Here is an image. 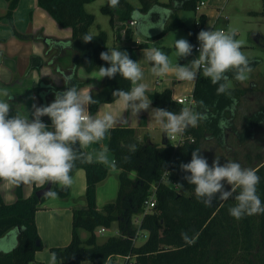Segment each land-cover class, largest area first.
<instances>
[{
    "label": "trees",
    "instance_id": "1",
    "mask_svg": "<svg viewBox=\"0 0 264 264\" xmlns=\"http://www.w3.org/2000/svg\"><path fill=\"white\" fill-rule=\"evenodd\" d=\"M96 0H37L38 5L51 15L59 25L72 29V37L59 39L42 36L46 44L45 60L41 56H33L31 67H40L47 62L63 77L72 75L73 79L67 86L75 85L79 89L85 85V80L78 75V69L87 72L98 70L100 66L109 65L100 59V53L108 49L127 51L130 58L136 61V48L129 45H109L108 33L101 30L91 33L90 28L95 23L96 16L86 9L88 3ZM140 6L129 0H119L115 8L106 4L102 6L103 13L110 16L111 24L116 28L117 38L130 41L137 30V23L143 22L147 28L158 27L163 21L166 27L149 29V38H158L169 31L185 25L180 15L181 10L197 9L204 0H139ZM21 0H7V11L0 19L7 18L15 26L14 14ZM133 13L139 16L134 17ZM257 13V12H252ZM264 14V9L261 11ZM135 21V25H131ZM207 21L203 13L197 19L196 27L191 31L190 43L195 47L196 37ZM16 29V28H15ZM139 32V31H138ZM20 37H28L18 30ZM141 33V32H140ZM143 34V33H142ZM85 35H92L94 40L89 43L82 41ZM139 47H148L147 42H141ZM193 47V48H194ZM69 60L70 64L64 66ZM250 66L256 67L258 59L249 60ZM233 79V73H228ZM234 80V79H233ZM47 87L53 99L56 91H64L65 85L57 86L52 82L41 80L38 90ZM130 81L118 74L115 78H104L99 90L91 93L97 104L90 105V113L95 114L103 103L116 100L113 91L130 90ZM252 88H242L237 83L231 85L230 93L217 94V85L210 79L198 75L195 81L193 95L195 111L207 108L209 119L202 121L197 127H189L184 135L187 137L179 145L167 142L157 144L150 141L148 134L140 140L137 130L128 125H117L110 130L109 149L113 153L118 168L122 169L119 179L120 186L117 198L106 204L102 209L97 205V185L109 173V168L101 163H81L76 161V169L84 168L87 174L86 204L73 209V229L70 244L63 247H53L52 251L61 254L62 264H128L117 263V256L131 255L134 264H264V213L244 216L237 220L229 214V208L236 203L234 199L219 201L214 199L211 206H206L195 197L194 186L188 184L181 171V163L191 160V153L199 149L202 155L204 141L215 140L223 147L231 135H234L241 145L253 140L256 134L264 128V102L259 101L256 109L243 116L242 127L239 128L236 119L243 96ZM152 103L162 109L179 113L186 103L173 98L170 88L162 91H149ZM227 121V127L221 128L220 121ZM135 144L136 151L130 153L128 145ZM176 146V147H173ZM257 153L254 170L260 177L257 194L264 202V158ZM125 157H130L125 160ZM136 171V177L131 172ZM170 180V181H168ZM3 180H0V183ZM183 185L184 191L177 187ZM36 187L32 195H23V184L16 186L18 198L11 203L3 199L0 191V242L14 237L15 243L9 249H0V264H44L36 258V252L42 249L36 213L41 204L49 197H39ZM53 191L62 197H68L70 188H62L53 184ZM155 191L156 205L147 210L145 201ZM139 223H136V217ZM118 223V234L109 236L105 241L98 240L97 228H110ZM88 231V236L82 238L81 230ZM147 232L144 242H138L143 233ZM99 233V232H98ZM186 234L192 241H186Z\"/></svg>",
    "mask_w": 264,
    "mask_h": 264
},
{
    "label": "clouds",
    "instance_id": "2",
    "mask_svg": "<svg viewBox=\"0 0 264 264\" xmlns=\"http://www.w3.org/2000/svg\"><path fill=\"white\" fill-rule=\"evenodd\" d=\"M119 0H108V6L115 8ZM134 17L139 16L133 13ZM158 23L163 31L166 24ZM141 21L137 30L149 38V29ZM236 30H201L197 36L199 55L189 63L181 65L170 62L169 55L157 47L145 48L144 59L151 65V73L156 77L174 74L179 81H194L198 75L210 79L217 85V94L231 95V80L228 73H233L237 82H245L253 71L250 61L241 51L243 41L237 39ZM92 35H85L84 43L93 41ZM193 45L181 38L174 40L175 55L187 58L193 52ZM100 59L109 66H100L94 79H113L117 74L130 81V90L117 89L112 95L116 102L134 116L148 111L152 101L146 95L148 85L143 83L144 73L137 61H133L127 51L111 49L100 53ZM72 75H64V91H56L55 99L47 106L33 104L31 119L20 115L10 116L13 96L4 93L6 99L0 100V180L19 186L21 184L45 185L51 183L62 188L70 187L73 178L70 175L76 161L81 163H101L116 167V162L109 159L108 149L101 146L99 151H84L89 145L101 142L117 123L111 111L103 115H93L89 106L97 104L90 91L77 86H67ZM90 87H93L90 85ZM199 105L205 110L195 111L192 107H183L179 113L162 108H152L149 115L151 121L159 125L167 137L182 135L189 127H197L202 121L209 119L203 101ZM51 119V127L42 122L41 117ZM126 122V121H125ZM227 121L221 120L220 127H227ZM176 147V146H173ZM130 153H134L135 144L128 145ZM130 157H125L129 160ZM181 171L189 173L184 176L188 184L194 186L195 197L206 206H211L214 199L226 201L234 199V206L229 214L240 220L244 216L264 213V202L257 194L260 177L256 170L244 168L235 161H227L223 165L216 158L210 166L199 149L191 153L188 163H181ZM230 190H225V183ZM183 188L182 184H179ZM44 195L56 198L58 193L52 189ZM182 237L191 243L186 234ZM55 259V257H53Z\"/></svg>",
    "mask_w": 264,
    "mask_h": 264
},
{
    "label": "crops",
    "instance_id": "3",
    "mask_svg": "<svg viewBox=\"0 0 264 264\" xmlns=\"http://www.w3.org/2000/svg\"><path fill=\"white\" fill-rule=\"evenodd\" d=\"M24 1L27 5V8H24L23 6ZM0 3L1 16L6 13L7 3L4 0H2ZM38 7L40 6L37 4V0H21L19 7L14 14L16 24H18V26L22 29L25 28V23L28 21L27 13L31 8H33L36 12L39 11V13L41 14V18H43L44 12H47L43 8L40 7V9ZM209 16L207 14V17ZM7 20V18H3V20H0V68L3 67L4 58H6V55L15 56L19 53H23L17 50L19 45L22 46L23 44V46H26L25 49L26 52H28V56L32 53L34 47H36L33 42L27 41L25 43H22L20 42V40L12 37V29L10 27H5ZM41 23L42 22L40 20V22L36 25H41ZM113 29L114 32H116V28L114 27ZM136 32L140 35V37L137 39V43L139 41L142 42L141 37H143L145 42L148 43V47H139V51H136V61L139 63L144 73V79L141 82L146 83L148 85V91L146 92V95L148 96L149 91H161L166 88H170L172 90L174 99L178 96L193 94L196 79L194 81H179L174 74H168L163 77H156L151 73V65L145 61L143 55V50L145 48H151V41L150 39L146 38L144 34L138 31H135V33ZM67 34L70 35V33H66V36ZM48 35L56 36L53 33H50ZM114 39L116 40V42L114 43V45L116 46H120V44L125 41V38L118 39L117 36H114ZM37 46H40L41 50L44 44L41 43V45ZM193 52H195V50H193ZM69 64L70 61L67 60L64 63V66H68ZM47 68L48 69L45 70L44 74H52V76H40L37 79L38 82L35 89H32V87L25 86L26 83H24V81L21 79H17L16 77L15 81L4 79H2L3 81L0 80V100L6 99L4 93L13 96V100L10 101V104L12 106V109L10 110V116L18 114L22 117H29L31 119L33 104L39 107L47 106L48 104L53 102L54 99L52 98L51 93L48 92L46 86L38 90V86L41 80H44L45 83L52 82L57 86H63L64 81L63 76L59 72H57L54 67L50 66ZM96 72H98V70L87 72L82 67L78 69L79 77L85 80L86 82L83 90H87L92 93L101 88L104 78L102 80L94 79L93 76ZM14 84H16V87L12 88V85ZM90 85H92L93 87H90ZM6 86L9 87L5 88ZM152 108L159 107L151 103L150 109L148 111L142 110L140 113L137 114V116H134L130 110H125L123 106L118 104L115 100L113 102L103 103L102 105H100L98 111L93 115H103L104 112L111 111L113 115L117 118V123L114 126L128 125L134 127L137 130V134L140 140H143L144 136L148 134L150 137V141H152L153 143L165 144V141L170 142L169 137L166 138L165 134L161 132L159 125H157L154 121H151L149 113ZM41 120L42 122L49 125V127H51V119L49 117H41ZM109 134L110 132L101 142L89 145L88 148L84 151H99L101 146H103L108 149V156L110 161H115L114 155L109 149ZM106 166L109 168L108 176L104 180L100 181L97 185V205L99 209H102L106 204L114 201L117 198L120 186L119 175L122 169L118 168L117 165L115 168H112L110 165ZM136 175V171L131 172L132 177H136ZM71 176L73 178V183L69 187V196L62 197L58 195L56 198L48 197L41 204L40 209L36 213V221L38 225L39 235L41 237L40 240L42 241L41 243L43 245V248L36 252V258L38 261H41L44 264H62V262L60 261L61 257H59L58 254L53 252L52 248L63 247L70 244L72 240L73 229V209L75 207L84 206L86 204V170L84 168H78ZM45 185L41 186L37 184H23V195L25 197H28L32 195L36 187L41 188ZM0 191L2 193L3 199L8 203L14 202L18 198V194L16 193V186L9 184L5 181H2L0 183ZM139 218L140 217L138 216L136 217V223H139ZM80 233L82 238H86L88 236V231L84 229H82ZM118 233L119 232L117 229L116 234ZM14 243L15 239L13 236L5 238L0 242V249H9L13 247ZM53 257H55V259H53ZM115 261L117 263H124L125 259L123 258V256L120 255L116 257ZM87 263L89 264V262H84L83 264Z\"/></svg>",
    "mask_w": 264,
    "mask_h": 264
},
{
    "label": "rangeland",
    "instance_id": "4",
    "mask_svg": "<svg viewBox=\"0 0 264 264\" xmlns=\"http://www.w3.org/2000/svg\"><path fill=\"white\" fill-rule=\"evenodd\" d=\"M1 1L2 0H0V2ZM4 1L7 3V0ZM129 1L136 6L141 5L139 0ZM160 1L165 2L168 0ZM204 1L206 4L199 5L197 9L181 10L180 15L184 20L185 25L178 29L169 31L168 33L155 38L154 40H150V47H157L168 54L170 62L173 65L176 63L184 65L198 57L199 52L195 51L187 58L177 59L175 55L174 40L184 38L190 43V30L196 27L197 19L201 14L205 13L208 14V16L210 14V16L207 17V21L202 30H236L238 32L237 39L244 42L241 51L245 53L249 60H259L256 67L253 68V71L250 73L249 79L247 81L241 83L230 79L231 85L237 83L242 88L254 89L251 92H247L243 96L239 106L236 123L238 127L241 128L243 116L249 111L256 109L259 105V101L264 102V14L261 13V11L264 9V0ZM106 2L107 0H96L94 2L88 3L86 5V9L89 12L94 13L96 16L95 23L91 26L90 32L98 33L101 30H105L108 33L107 43L112 46L116 42L114 36H117V33L114 32V26L111 24L110 16L103 13L102 11V6L106 4ZM23 6L24 8H27L25 1L23 2ZM253 11L257 13H252ZM27 18L28 21L25 23V28L23 29L20 28L16 22L15 26L11 25L9 20H7L5 27H10L12 29L11 36L15 39L20 40L22 43L27 41L33 42L36 47H34L32 53L29 56L27 55L28 52H26L25 49L26 46H23V44L22 46L19 45L17 49L23 53H19L15 56L6 55V58H4L3 67L0 68V80L4 79L15 81L16 78L21 79L24 81V83H26L25 86L35 89L38 82L37 79L40 76H52V74H44L45 70L48 69L47 67L51 66L47 62L42 64L40 67H31L33 56H41L45 60H48L46 57V44L42 36H51L48 34L53 33L57 37H51L59 39L71 38L72 29L59 25L51 15L45 12L43 18H41L39 11L36 12L33 8L28 11ZM40 20L42 22L41 25H36L40 22ZM16 30L24 35H27L28 37H20V35L15 33ZM66 33H70V35L67 34L66 36ZM139 37L140 35L136 32L130 41H124L120 45H126L128 43L129 45L136 47V51H139V44L141 42L139 41L137 43V39ZM141 39L142 42H145L143 37H141ZM41 43L44 44V46L40 50V46L37 45H41ZM7 87L9 86H6L5 88ZM13 87H16V84L12 85V88ZM80 89H84V86ZM169 140L171 143L176 141V139L173 138H169ZM248 152H251L252 156L260 153L264 158V128L256 134L253 140L247 141L245 145H241L234 135L230 136L227 145L223 147L219 146L215 140H208L207 142L204 141L202 144V156L207 159L210 166L216 158H219L221 165L227 161H235L241 164V166L244 168L254 169L253 167L256 163L255 157H253L251 160H248L246 157ZM224 183L225 190H230V185H228L226 182ZM177 189L179 191L186 192V190L181 187H177ZM101 228L104 227L97 228L98 240L100 242L105 241L111 235H115L116 230L118 229L116 222L113 223L110 228H106L104 233H98V230ZM146 238L147 232L142 234L138 242H144Z\"/></svg>",
    "mask_w": 264,
    "mask_h": 264
},
{
    "label": "built area",
    "instance_id": "5",
    "mask_svg": "<svg viewBox=\"0 0 264 264\" xmlns=\"http://www.w3.org/2000/svg\"><path fill=\"white\" fill-rule=\"evenodd\" d=\"M206 2L202 1L199 5H205ZM131 25H135V21H131ZM199 48V41L197 39L196 41V45L194 47L193 50L198 51ZM178 102H182V103H186L189 107H193L196 103L194 95L190 94V95H185V96H178L175 98ZM173 139H176V141L174 142V145H179L180 143H182L187 137L184 135V133L182 135H178L177 137L174 136L172 137ZM156 205V194L155 191H153V193L150 195V197H148V199H146L145 201V207L147 210L151 209L152 207H154ZM104 228H101L98 230L99 233H104ZM123 258L125 260L128 261V264H134V260H131V255H124Z\"/></svg>",
    "mask_w": 264,
    "mask_h": 264
},
{
    "label": "water",
    "instance_id": "6",
    "mask_svg": "<svg viewBox=\"0 0 264 264\" xmlns=\"http://www.w3.org/2000/svg\"><path fill=\"white\" fill-rule=\"evenodd\" d=\"M165 137L167 138L166 134H165ZM166 142L167 141H165V143ZM52 188H53V185L51 183H48L44 187H41L39 190H37V195L41 198V197L45 196L44 193L46 191H48V190H50ZM40 243H41V240L39 239L38 240V244H40ZM58 256L61 257V254L59 253Z\"/></svg>",
    "mask_w": 264,
    "mask_h": 264
}]
</instances>
